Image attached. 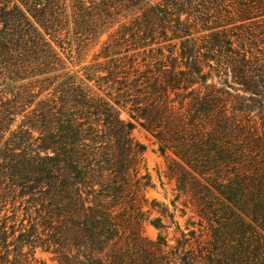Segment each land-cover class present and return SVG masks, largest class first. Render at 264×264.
I'll return each mask as SVG.
<instances>
[{
    "label": "trees",
    "instance_id": "obj_1",
    "mask_svg": "<svg viewBox=\"0 0 264 264\" xmlns=\"http://www.w3.org/2000/svg\"><path fill=\"white\" fill-rule=\"evenodd\" d=\"M261 22L264 0H0V264L37 247L59 264H264ZM105 34L82 75L53 45ZM132 120L206 223L170 251L141 233Z\"/></svg>",
    "mask_w": 264,
    "mask_h": 264
},
{
    "label": "rangeland",
    "instance_id": "obj_2",
    "mask_svg": "<svg viewBox=\"0 0 264 264\" xmlns=\"http://www.w3.org/2000/svg\"><path fill=\"white\" fill-rule=\"evenodd\" d=\"M138 13L137 6H129L122 3L117 18L120 21L119 23L125 22L129 24ZM261 23L263 24V29L255 30V36H253L255 41L253 51L256 54L264 52V22ZM106 36V34L103 35L101 41L97 44L93 46L88 44L83 49L78 47L77 42L71 36L66 41L53 42V45L65 60L68 68L78 75H82L84 72L83 67L94 63V56L100 50L101 42ZM211 82L215 84V87H219L216 84V77L208 79L206 83L209 84ZM234 93L232 92V94ZM120 116L124 119L129 118L125 109L120 110ZM132 121L134 123L132 137L143 148L138 170L147 182L143 190V195L147 201L144 207L145 214L141 221V233L143 237L149 240L159 241L163 249L170 251L176 246L177 240L184 238V235L190 237L192 230L205 233L207 228L204 229L203 227H206V223L204 222L200 226L199 218L192 208L189 196L180 193L175 180L170 179L168 175L167 165L174 157L172 152L169 150L162 151L157 138L137 120ZM22 216L23 214L20 213L19 219ZM157 217L162 218L161 227L156 224L155 219ZM33 257V264H59L55 254L40 247L35 249Z\"/></svg>",
    "mask_w": 264,
    "mask_h": 264
}]
</instances>
